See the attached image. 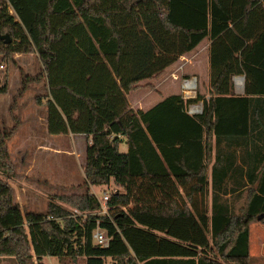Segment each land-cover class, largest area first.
<instances>
[{"label":"trees","instance_id":"trees-1","mask_svg":"<svg viewBox=\"0 0 264 264\" xmlns=\"http://www.w3.org/2000/svg\"><path fill=\"white\" fill-rule=\"evenodd\" d=\"M6 34L4 60L37 55L43 65L49 134L87 139V191L59 199L88 216L55 203L23 214L2 178L14 175L7 139L16 128L0 131V257L249 264L250 225L264 216V0H0ZM205 39L208 94L130 108L127 95ZM237 76H245L242 95ZM198 103L202 113L189 114ZM112 183L124 193L110 197V216H102L90 189ZM245 194L236 215L229 198ZM98 227L112 237L106 249L93 240Z\"/></svg>","mask_w":264,"mask_h":264},{"label":"rangeland","instance_id":"rangeland-1","mask_svg":"<svg viewBox=\"0 0 264 264\" xmlns=\"http://www.w3.org/2000/svg\"><path fill=\"white\" fill-rule=\"evenodd\" d=\"M11 13L14 14L13 11ZM199 57L191 55L188 61H178L170 70L168 68L157 82L151 83L155 91L145 87L150 82L141 83L139 90L129 94L130 105L135 111H147L156 103L162 102V98L179 94L183 96L182 86L185 80H196V93L192 94L193 98H196L198 93H207L208 74L204 69L205 64L201 63L202 58ZM42 73L43 65L37 55H14L11 60H4L0 56V89L7 86L8 90L6 94H0V131L9 133L16 128L15 135L7 139L14 175L12 178L1 175L0 177L13 188L15 201L23 214H44L48 211L50 203L62 205L71 213H82L77 208L61 202L59 197L78 196L87 191L84 174L87 143L83 138L79 140L72 134L49 137L44 120L46 101L49 98L46 79ZM162 78L163 82L160 84L158 81ZM236 85L237 90L241 92L242 86L238 83ZM150 91L152 93L149 94ZM197 105L202 106L201 103ZM33 116H36V121ZM120 151L126 153L127 146L121 145ZM92 188L91 193L100 198L105 193L110 197L115 193H124V189L113 183ZM229 199L234 202L235 214H243L246 208V194L240 200ZM207 201L210 205V195ZM250 257L249 264H264L263 220L256 219L250 225ZM41 263L71 264L69 261L62 263L52 257H47ZM41 263L35 257L30 262ZM0 264H17V261L0 257ZM78 264H85V260H79ZM108 264H113V261H108Z\"/></svg>","mask_w":264,"mask_h":264},{"label":"built area","instance_id":"built-area-1","mask_svg":"<svg viewBox=\"0 0 264 264\" xmlns=\"http://www.w3.org/2000/svg\"><path fill=\"white\" fill-rule=\"evenodd\" d=\"M196 80H185L183 83V92H184V99H192L194 96L192 95L193 93H196ZM244 85V81L242 82V86ZM188 111L191 115H196V114H201L202 113V107H199L198 105H191L188 108ZM100 203V211L99 214L102 216H110L109 210H108V201L110 200V195L109 194H104L101 198L95 195ZM74 217H83L84 219L87 218L88 214L80 213L79 211H75L73 213ZM53 219V218H51ZM93 240L95 244L101 248H108L111 244L112 237L108 235V233L98 227L94 234H93Z\"/></svg>","mask_w":264,"mask_h":264},{"label":"crops","instance_id":"crops-1","mask_svg":"<svg viewBox=\"0 0 264 264\" xmlns=\"http://www.w3.org/2000/svg\"><path fill=\"white\" fill-rule=\"evenodd\" d=\"M211 44H212V42L209 40V39H205L204 41H202L201 43H200V45L195 49V50H193L191 53H189V54H187V55H185V56H183V57H181L180 58V62H182L183 60H187L188 61V59H190V56L192 55V56H200L199 58H202V60H203V62H202V60H201V63L203 64H205V71H206V73L208 74V91H209V77H210V62H209V49H210V46H211ZM176 65V64H175ZM172 67H174V66H171L170 68H169V70L172 68ZM237 78H241V76H237V77H234V79H233V81H234V90H235V94H237V95H242V94H244V87H242V91L240 92V91H238L237 90V83H236V79ZM150 83H152V84H154V82L155 81H149ZM156 82H157V80H156ZM158 82H160V84L163 82V78L160 80V81H158ZM245 86V85H244ZM206 92V91H205ZM150 93H152V91H150L149 92V94ZM200 94H208V92L207 93H200ZM162 97V96H161ZM166 97V96H165ZM127 98H128V101H129V105H130V96L129 95H127ZM163 100H164V98H162ZM49 99H47V101H48ZM162 100V101H163ZM46 101V102H47ZM160 103V102H159ZM45 104V102H43L42 103V105H44ZM155 105H157V103L155 104ZM154 105V106H155ZM153 106V107H154ZM196 106H197V104H196ZM199 107H202L201 105H198ZM36 108V107H35ZM130 108H132L133 110H134V108L130 105ZM151 109V108H150ZM140 110H143V109H140ZM149 110V109H148ZM147 110V111H148ZM44 112H45V128H46V130H47V132H48V129H47V111H45L44 110ZM190 114V113H189ZM33 120L34 121H36V116L34 117L33 116ZM31 126H33V125H31ZM50 136H53V135H50L49 134V137ZM61 136H63V135H60V136H55V137H61ZM72 136V135H71ZM77 139H84L85 141H86V143H87V139L85 138V137H83V136H75ZM122 145H125V144H122ZM91 190H93V188L91 187ZM251 258V257H250Z\"/></svg>","mask_w":264,"mask_h":264},{"label":"water","instance_id":"water-1","mask_svg":"<svg viewBox=\"0 0 264 264\" xmlns=\"http://www.w3.org/2000/svg\"><path fill=\"white\" fill-rule=\"evenodd\" d=\"M0 39L3 40V41H5V44H7V45L12 42V39L7 34L6 35H3V36H0ZM241 78L243 79L244 85H245V76H241ZM244 85H243V87H244ZM263 218H264V216H260V217H258L257 220L260 221V220H263Z\"/></svg>","mask_w":264,"mask_h":264},{"label":"bare ground","instance_id":"bare-ground-1","mask_svg":"<svg viewBox=\"0 0 264 264\" xmlns=\"http://www.w3.org/2000/svg\"><path fill=\"white\" fill-rule=\"evenodd\" d=\"M236 81H237L238 85L242 86V82H243L242 78H237Z\"/></svg>","mask_w":264,"mask_h":264}]
</instances>
